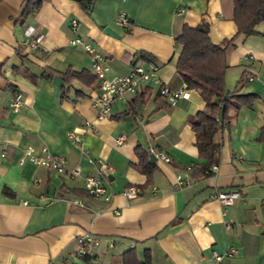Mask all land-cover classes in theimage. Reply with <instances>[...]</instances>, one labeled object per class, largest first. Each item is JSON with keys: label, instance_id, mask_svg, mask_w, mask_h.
Masks as SVG:
<instances>
[{"label": "crops", "instance_id": "0c3cea01", "mask_svg": "<svg viewBox=\"0 0 264 264\" xmlns=\"http://www.w3.org/2000/svg\"><path fill=\"white\" fill-rule=\"evenodd\" d=\"M27 1L0 0V264H123L122 253L131 247L140 261L148 250L151 264H215L213 253L232 246L239 252L222 264H264V35L237 31L234 0H42L23 18ZM120 13L128 26L118 22ZM202 19L214 43L234 39L226 49V90L248 73L240 92L258 95L214 134L220 144L215 171L199 154L188 120L206 102L176 72L175 37L183 22L195 26ZM28 26L43 34L40 45L30 46ZM256 29L264 32V21ZM76 35L105 54L108 76L154 62L161 81L187 87L189 97L174 104L158 84H144L98 119L99 79L89 85L75 79L69 97L61 98L64 80L41 75L48 66L93 71L90 53L70 44ZM17 92L24 96L14 112L9 101ZM26 145L64 157L65 173L30 161ZM139 145L156 158L149 175L136 165ZM160 151L172 159L165 161ZM104 164L110 171L103 173ZM91 174L103 179L111 197L87 192ZM178 176L188 183L179 184ZM134 184L139 195L126 197L123 188ZM5 187L12 192L3 193ZM229 188L240 191L230 205L213 197ZM82 233L100 239L92 246L96 262L75 255Z\"/></svg>", "mask_w": 264, "mask_h": 264}, {"label": "trees", "instance_id": "16d2710c", "mask_svg": "<svg viewBox=\"0 0 264 264\" xmlns=\"http://www.w3.org/2000/svg\"><path fill=\"white\" fill-rule=\"evenodd\" d=\"M80 1L85 2V0ZM41 3L42 0L27 1L22 17L25 18L30 14L32 8L38 9ZM234 5L233 19H235L237 31L246 35L251 33L264 35V32L256 29V25L264 21V0H234ZM209 26L208 21L204 19L195 26L189 25L187 21L183 22L181 32L175 37V42L180 48L176 72L188 88L198 89L206 102V107L199 109L188 120L195 130L199 154L215 164L220 157V144L214 140V134L221 130L222 126L231 125L240 106L244 104L250 107L258 95L256 92H240L241 88H244V85L250 80L248 73L241 75L235 90L232 92L226 90L224 85L227 66L226 49L233 45L234 39L225 37L221 42L214 43L210 37ZM22 71L31 75L33 79L37 76V74L31 73L28 68L24 67ZM41 75L59 76L64 80L61 98L69 97L68 92L75 79H80V82L85 85L97 80L91 69L74 70L71 67L58 70L48 66ZM261 139H264V129ZM135 151L140 159L136 163L138 169L148 175L152 173L154 164L151 163L148 151L142 145L135 147ZM3 191L5 194L12 192L7 187ZM122 255L123 264H151V255L148 250L142 261L136 257L133 247L125 249Z\"/></svg>", "mask_w": 264, "mask_h": 264}, {"label": "built area", "instance_id": "2783aa9c", "mask_svg": "<svg viewBox=\"0 0 264 264\" xmlns=\"http://www.w3.org/2000/svg\"><path fill=\"white\" fill-rule=\"evenodd\" d=\"M118 22L125 24L128 26L130 24L128 17L124 15V13H120L117 16ZM72 25L77 24V20L73 18L71 20ZM26 35L30 40V46H38L43 41V34L38 33L34 26H28L26 28ZM70 44H78L82 45L86 52L90 53L92 59V68L95 73L97 79H99V94L93 100V105L97 108V118L102 119L104 116H109L111 114V108L113 107V103L117 98H125L131 93L139 92V89L144 84H152L159 85V90L163 95H168L170 97L171 103H176L180 99H185L189 97L190 92L187 87L185 88H175L170 87L167 84L161 81V76L157 73L158 65L154 62H138L133 66L131 71L128 74H120L116 73V75L108 76L109 65L106 64V56L102 52L96 50V48L92 45L90 41H85L84 38L76 35L74 38L70 40ZM22 92H17L15 96L11 97L9 101L10 107L14 112H17L22 104ZM88 124L92 126L94 130H97V127L94 122ZM69 137L78 141L81 139V134L69 132ZM42 150L36 149L33 145L25 146V153L30 161L36 164H41L42 166L48 169H55V171L59 173H65L66 171V160L64 157L56 155L53 151L47 146H42ZM39 150V151H38ZM158 156L164 158L165 161L169 162L172 158L169 157L163 151L158 153ZM190 167V165H188ZM217 165H213L211 168L215 171ZM103 173L110 171V166L107 164L102 166ZM72 173H78V167H73L70 170ZM189 178H183L182 176H178L179 184L188 183ZM85 188H87V192L91 195L95 194L97 196H102L104 198L111 197L112 193L106 186L103 179L97 174H91L85 179ZM122 192L128 198H134L139 195L140 190L137 185H132L127 188H123ZM213 197H217L218 200L223 205H230V203L234 202L235 199L240 197V191L237 189L229 188L223 190H217ZM76 202L84 203L82 200H77ZM78 247L75 251V255L77 257L82 256H91L93 261H97V256H93L92 246L95 244L101 243L98 236H92L88 233H82L77 237ZM111 243V241H110ZM239 252L235 246L230 247L227 252L222 253L221 251H215L213 253L216 263L222 264V260L225 256H232Z\"/></svg>", "mask_w": 264, "mask_h": 264}, {"label": "water", "instance_id": "95a60500", "mask_svg": "<svg viewBox=\"0 0 264 264\" xmlns=\"http://www.w3.org/2000/svg\"><path fill=\"white\" fill-rule=\"evenodd\" d=\"M105 30L110 32V33H114V32H112V30L109 27H106ZM150 158H152L151 161H155L156 160V158L154 157V155L152 153L150 154Z\"/></svg>", "mask_w": 264, "mask_h": 264}]
</instances>
